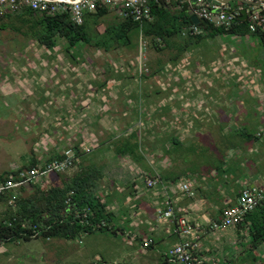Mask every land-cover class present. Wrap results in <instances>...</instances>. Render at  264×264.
Returning a JSON list of instances; mask_svg holds the SVG:
<instances>
[{"label": "crops", "instance_id": "0c3cea01", "mask_svg": "<svg viewBox=\"0 0 264 264\" xmlns=\"http://www.w3.org/2000/svg\"><path fill=\"white\" fill-rule=\"evenodd\" d=\"M231 3L223 6L225 10L237 8V5H235L234 8H231ZM168 5L174 12L180 10V6H177L175 1L168 3ZM245 5L248 8V5ZM110 9L109 15L101 19H93L90 21L92 17L88 16L89 18H87V22H89L87 24L90 29L95 32V35L102 36L107 27L123 22V18L125 17L120 14L121 5L116 8L112 5V8ZM26 15V11H23L15 15H10L6 17L7 19L4 18L5 20H0L1 25L7 27L5 29L0 28V30L7 32L5 33L8 35L7 40L11 42L8 47H12V44L17 40L20 41L21 38H24L25 42H23V46L18 47L17 44H14L16 46L14 50H22L25 52L30 51L32 55L38 57L42 55L43 57H46L47 62L49 63L47 64L49 70L46 71L51 72L53 79L48 83L46 93H39V98H41L44 103L48 102L52 105L57 99H59V102L63 105H70L69 108L59 109L58 112L53 111V118L59 121V124L61 121L63 122V126H61L59 130L62 131L60 132L62 135L61 137L70 145L68 149L60 150V152L52 154V156L55 155L58 157L51 156L50 158L57 159L62 157L64 153L69 154L70 152H74L73 156L76 158V164L74 166L79 167V170H81V168H83V170H88L94 167L103 169V187H99V195L104 199L111 197V200L113 201L117 198H124L128 201H133L132 203L138 202L139 205L138 207L132 208V214H129L131 220H133L132 216L137 220L136 228L140 232V234L135 237L139 244L138 252L140 254L136 259V263L132 264H165L167 262L166 253L178 242V237L173 233V223L170 221L161 222L157 218V209L162 206L163 203L162 191L160 189H154L151 190V193L148 195H142V197L138 199L139 197L137 196L139 193H137L138 195L135 193V191L138 190L136 187L137 176H142L144 181L145 176L147 175L145 174V169L141 175L139 171L136 173L129 171L128 173H120L119 170L113 177L108 171V169H120L119 167H124L125 162L130 161L129 159L131 155L129 153L124 154V150L127 149L128 146L123 144L127 142L129 137H131L133 134L132 131L135 132L133 127L139 118L138 101L140 98L138 97L139 91L136 88L141 87L143 90V116L145 121L143 135L147 134L146 130L149 134H154L157 132L156 127H158L159 130L156 133L157 135L164 134L167 137L171 135L177 136L179 142L182 143V148H180L178 155L176 156L179 167L182 163H186V155L188 153L191 152L197 154L196 150L191 148L190 145H194L197 141L200 142V140L197 139L198 137L208 136V134L214 129V126L210 124V120L220 118V116L223 115V113H221V115H212L213 112L209 103L205 98L200 97L203 93L208 95L207 89L212 86L211 81L213 76L209 75L211 73L210 71H212L211 69H215V72L218 74H223L219 68L227 66L228 73L238 71L242 74V79L246 78V73L250 72L252 69L254 70L255 62L253 59H255V56L252 48L257 46L259 40H256L254 38L255 36L252 34H221V36H208L200 41H189L187 39L189 37H184L182 33H180L175 38L169 40V42H164V38L160 36L147 37L149 46L148 51L146 52V63L150 72L144 75L142 82H140L138 77L139 47L141 38L140 28H138L137 32L138 48L135 51L136 58L133 75H119L117 71L122 65L118 64V62L121 58V54L125 51L122 50L123 46L104 50L96 49L94 47L86 49V45L80 44L82 47L80 50L79 48L68 50L66 48V40L64 38H58L57 45L52 49H49L42 43L38 42L35 36H32V38H25L28 33L33 35L34 33L41 31V25L43 24V18L40 14H34L30 18ZM179 36L181 37V40L179 39ZM207 38H210V40L213 41L220 40L221 42L218 43V47H211L212 45L214 46V43L211 45V41L206 40L205 42H209L207 45L210 44V47H206V50H194V45ZM156 39L160 40V44L156 43ZM28 40L31 41L30 44L26 43ZM156 47H162L164 50L176 49L178 50L177 54L182 50V56L178 59V68H176V76L174 77V90L178 93V96L167 97V99L161 98L162 94L160 93L162 92L163 87L160 85L156 90L161 97L155 101V106L152 107V98H150L152 92L147 91L146 86H149L150 81L152 83L155 82L158 85V81L160 80L159 84H161L162 79H167V76L169 75L166 74L165 68L161 67V65L151 71L152 68H150V66L152 63L149 62V58L154 52L164 51H161ZM214 48H217V50ZM214 51L217 57L220 58L219 60H214V58H212ZM66 52L69 53L68 55L79 53V57L83 58V60L81 61L78 56H74V65L63 64L62 56L67 55ZM100 56L107 60L104 65H97L96 62H94L97 61L98 59L96 58ZM257 58H260V60H258L259 62L263 61L264 50H262L261 56L259 55ZM59 60L61 63L57 62ZM52 65H58V67ZM70 68L75 69L74 72L78 73V77L72 79L75 75L70 76L71 78L68 77L69 75H64V80L60 81L58 73L68 72L70 71ZM115 69H117V71ZM217 69L219 70L217 71ZM218 85L220 88L225 87L224 82H219ZM182 88H185V90L182 91ZM35 95L37 94L35 93ZM72 105L75 106L73 107ZM57 113L62 114H60L61 116H58ZM170 115L172 116L170 117ZM172 117L173 120H178V122L176 123V121L171 120L170 118ZM224 117L225 116L223 115V118ZM153 118L160 119L161 123L163 120L167 121V119H169L170 123L167 122V129H160L162 125L153 123ZM201 119H206L208 122L201 123L200 121L198 124H194V120L199 121ZM242 119L244 120V117ZM245 120L249 121V118L247 117ZM221 126L223 127L224 125ZM221 126L220 128H222ZM243 127L242 134L246 135V131L249 127L248 122H244ZM263 127L264 126L261 125L260 130H258V136L261 133L264 134V131H262ZM228 128H230V124H228ZM59 131H56L55 133H58ZM219 131L225 132L226 130L222 129ZM193 135L196 137L192 138ZM157 140H160V138H157ZM144 143V145H146L145 149H149L147 143ZM162 143V148L160 149L162 153H164L163 147H165V145ZM150 151L153 153L152 151L154 150L151 149ZM120 152L122 153L120 154ZM206 152H210V149L206 148ZM151 153L149 154L151 155ZM43 160L44 159L34 158L31 165L33 162L35 164L39 162L43 163L41 162ZM133 161L136 162L134 159ZM133 161L130 163H133ZM130 163L125 164H128L129 169L131 170L132 165ZM146 164L148 169H151L150 167L155 165H149V163ZM31 165L28 167H32L34 164ZM158 166L163 168L159 164ZM228 170L229 169H223L219 170V172L217 171L216 174L215 172H212V174L211 171L208 170V167H204L203 164H200L198 169H194L192 166L181 168L180 172H178L181 176L178 179V182L186 180L193 182L196 195L190 198L184 193L174 189L171 190V195L176 201V207L178 208L179 214L187 216L188 218L207 226L210 223L222 219L223 211L236 204L239 194L244 187H251L253 185L263 186L264 170H257L253 175L250 174L249 182L245 183V186L240 190L236 199H234L232 203L227 205L221 200L214 202L211 197L213 196L212 193L214 191L212 193L210 192V189H212L210 185L211 182L209 183L210 176H213L214 178L215 176H219V173L224 176ZM151 171V173L156 172V170ZM245 173L248 174V172ZM72 175H74V173L69 174L68 177ZM49 176L50 178L55 177V179H59L57 181L53 180L55 184H51L50 186L54 187L62 184L60 174H49ZM221 178L220 182L223 180V177ZM39 182L40 181L33 185L22 187L19 191V197L24 198L25 196H23L22 193L28 191L27 189L29 187L34 188L33 191H30L31 193L29 195L33 194L36 187H39ZM122 183L135 185L136 188L131 189L129 186V192L121 193L123 188L121 189L120 186H123ZM109 184L110 186H107ZM111 185L115 189L110 188ZM248 225L249 224L244 222L243 224L231 226L224 230L207 231L202 239L204 255L208 258H214L217 261V264H264V244H260L257 247L252 246L250 226ZM112 227H114L116 232L118 230L124 231V228L121 226L113 225ZM53 239L54 238L51 240ZM147 239H153L154 243L148 248H143L142 243ZM19 242L20 241L5 243L10 244ZM166 242L170 245L169 249L166 252L164 250H159V246ZM153 249L158 250L155 252ZM10 251L11 250L9 249V252ZM9 252L5 249L4 255H8ZM96 259H94V261ZM102 259L106 262H117V260ZM94 261L92 264H94ZM54 263L58 264L57 261Z\"/></svg>", "mask_w": 264, "mask_h": 264}, {"label": "rangeland", "instance_id": "374dc122", "mask_svg": "<svg viewBox=\"0 0 264 264\" xmlns=\"http://www.w3.org/2000/svg\"><path fill=\"white\" fill-rule=\"evenodd\" d=\"M235 5L236 3L232 2L231 8H234ZM5 33L7 32L0 30V175L3 173L12 174L21 168H26L31 165L34 158L47 160L52 154L60 152V150H66L70 145L61 137L60 132L62 131H59L60 127L63 126V122L61 121L59 124V121L53 118V111L58 112L59 109L69 108L70 105L61 104L59 99L55 101L53 99L55 103L52 105L48 102L44 103L39 98V93H46L47 85L53 79L51 72L46 71L49 70L47 66L49 63L46 57L32 55L30 51L14 50L16 47L14 44H17L18 47L23 46L24 38H21L20 41L17 40L12 44V47H8L11 42L7 40L8 35ZM130 35L131 42L122 47V50L125 51L121 54L118 62L122 67L118 71L115 69L119 75H133V69L135 68V51L138 48L137 35L135 32L130 33ZM254 38L258 40L256 37ZM179 39L181 40L180 36ZM206 40L211 41V45L214 43V46L212 45L211 47H218V43L221 42L220 40L213 41L207 38L194 45V50H206V47H210V44L207 45L209 42H205ZM26 43L30 44L31 41L28 40ZM89 47L91 46L87 45L86 49H89ZM76 48L80 50L82 47L79 45ZM71 49L73 48L68 50ZM214 49L217 50V48ZM252 49L255 56V59H253L255 62L254 70L250 69L251 71L246 73V78L244 79H242V74L238 71L228 73L227 66L219 68L223 74H218L215 69H211L212 71H210L209 75L213 76L212 86L207 89L208 95L203 93L200 97L207 100L212 109V115H221L223 113L225 117L223 118V115H221L220 118L210 120V124L214 126V129L208 136L198 137L197 139L200 142L197 141L194 145H190L191 148L196 150L197 154L188 153L186 155V163H182L181 167H178V159L165 156L162 153L160 149L162 146L157 138H166L168 140V137L164 134L157 135L158 127H156L157 132L154 134H149L146 130L147 134L144 135L142 147L140 148V152L145 153L146 145H144V142H146L147 147L149 146V148L154 150L151 155L148 154L146 156L145 154V158H148L146 159L149 165H156L150 168L161 174L167 170L178 175L181 168L192 166V168L198 169L200 164L208 167V170L211 173L215 172V174L219 170L229 169L224 176L219 173V176L214 177L216 179L210 176L209 180L212 187L210 192L214 191L212 193L213 196H211L212 200L214 202L221 200L227 205L236 199L237 194L245 186V183L249 182L250 172L254 173L257 170H264V137L248 143L242 134L244 122H248L247 131L255 135L259 132L261 125L264 126V58L260 62L258 61L260 58H257V56H261L264 46L258 42L257 46ZM177 53L176 49H166L163 52H154L149 58V62L152 63V67L150 66L152 68L151 71L161 65V67L165 68L166 74H169L167 79H162L161 84H159L160 80L158 85L150 81L149 86H146V90L152 92V95H150L152 107L155 106V101L161 97L156 90L160 85L163 87L160 93L162 94L161 98L167 99V97L178 96V93L174 90V77L176 76V68H178L179 62L178 58H176ZM66 54L62 56L63 64L74 65L73 56H78L81 61L83 60V58L79 57V53L68 55L69 53L66 52ZM212 58L214 60L220 59L215 51ZM96 59L98 60L94 62L97 65H104L107 62L102 56ZM57 62L61 63L60 60ZM52 66L58 67V65ZM74 71V68H70L68 72H59L60 81L64 80V75H69V78L75 75L72 79L78 77V73ZM219 82H224L225 87L220 88ZM136 89L139 90L141 88L137 87ZM184 90L185 88H182V91ZM35 93L39 96L35 95ZM72 106L74 107L75 105ZM57 114L61 116L60 114L62 113ZM243 117L244 120L242 119ZM247 117L249 121L245 120ZM170 119L173 120V117ZM153 120V123L162 125L160 129L163 128L164 130L167 129V122L170 123L169 119L167 121L163 120L162 123L164 124L161 123L160 119L153 118ZM173 121L178 122V120ZM200 121L201 123L208 122L206 119H201L199 121L194 120V124L196 125ZM228 124H230V128H228ZM221 125L224 126L222 127ZM222 129L227 132H223L224 130L219 131ZM56 131L59 132L55 133ZM262 131H264V127ZM194 137L196 136L193 135L192 138ZM169 142H171V139ZM234 143L236 144L234 148L229 147ZM206 148L210 149V152H206ZM44 160L41 162H44ZM129 160L125 163L133 161L131 157ZM125 163L124 167H119L120 169H108L110 175L112 177L115 176L119 170L120 173H128V171L136 173L139 171L141 175L144 169L148 170L142 164L134 161L130 163L132 165L130 170L128 164ZM158 164L163 168H160ZM77 168V166H74L65 174H73L77 171ZM101 170L102 172L104 171L103 169ZM245 172H248V174ZM221 177H223L222 182H220ZM53 180L57 181L59 179L50 178L48 175L39 182V187L46 190L51 184H55ZM129 186L131 185L128 183L120 186L121 189L123 188L121 193L129 192ZM132 187L133 189L137 187L138 190L135 193H139V195L137 194L138 199L142 195L151 193V190L144 185L142 176H137L136 187L135 185ZM33 189L29 187L28 191L23 192L22 195H29ZM132 202L124 198H117L110 203L113 212L110 224L121 226L124 231L81 232L79 236L74 238L55 237L51 241H48L44 236H40L31 240H21L19 243H3L0 244V264H55V261L58 264H92L94 259L98 257L105 260H117L121 264L136 263L140 253L138 252L139 244L135 237L140 232L136 228L137 220L133 216V220H131L129 214H132V208L139 205L138 202ZM10 211L8 202L0 199V219L6 217ZM128 233L131 236H127ZM169 246L167 242L163 243L159 246V250L166 252ZM5 249L8 252L9 249L11 250L9 254L7 253L8 255H4ZM153 250L157 252L158 249Z\"/></svg>", "mask_w": 264, "mask_h": 264}, {"label": "trees", "instance_id": "16d2710c", "mask_svg": "<svg viewBox=\"0 0 264 264\" xmlns=\"http://www.w3.org/2000/svg\"><path fill=\"white\" fill-rule=\"evenodd\" d=\"M235 3L237 7L246 6L240 2ZM150 4L152 7L153 19L144 22L142 26L143 34L146 39L147 37L160 36L164 38V42H169V40L182 33L184 29L190 28L193 25L189 14L191 11L189 5H181L180 3H177V6H180V10L174 12L170 9L167 3L158 4L154 0H151ZM120 5L121 4H116L115 8ZM110 8H112V5H106L100 2L95 12H88L85 15V23L82 26L73 23L70 15L67 13L46 15L34 12L31 9H25L24 12L26 11V16L28 18L34 14H40L43 18L41 31L34 33L33 35L28 33L25 38H32V36H35L38 42L42 43L49 49H52L57 45L58 38H64L66 40L67 49L76 48L80 44L86 46L90 45L96 49L104 50H109L118 46H126L131 42L130 33L135 32L137 35L138 28H141V23L135 21L134 18H123L122 23L107 27L102 36L95 35V32L92 31L87 24L89 22H87V18H89L88 16L92 17L90 21L107 17L110 13ZM260 14L264 15V10ZM199 26L202 27L206 33L198 37H189L187 38L189 41H200L205 37H214L221 34H252L264 46V26H259L256 31H251L248 19L246 21L238 19V21L229 29L226 27H216L205 21H201ZM0 28L5 29L7 27L0 24ZM156 48H159L161 51L164 50L162 47ZM181 54L182 50L177 54L176 58L179 59L182 56ZM243 137H245L248 142H254L263 138V134L261 133L258 136L246 131V135L243 134ZM170 139L171 142H169ZM159 142H163L162 144L165 145V147H163V154L176 159L178 151L182 148V143L179 142L178 137L171 135L168 136V140L166 138L165 140L160 139ZM123 145L128 146V148L124 150V154L129 153L136 162L142 164L144 168H147L146 163H148V158H145V154L147 156L151 153V149L148 147L150 150L146 149L145 153L143 151V153L140 152L142 141L138 131H135ZM235 145L236 144L234 143L229 147L234 148ZM121 153L122 152H120V154ZM67 156L68 153H64L62 157L57 159L65 158ZM52 157L58 156L54 155ZM52 159L54 158H49L44 162ZM33 164L36 165L34 162L32 165ZM79 169L80 168L78 167L74 175L69 177L65 173L60 174L62 184L59 186H50L46 190L36 187L33 194L27 195L24 198H19L18 210L13 211L10 209L11 211L7 216L0 219V243L33 239L31 235L33 234V229L29 228L30 225H36L39 229L38 235L35 238L44 236L46 239L47 237L51 239L55 237L69 239L79 236L81 232H116L114 227L110 230L100 226L102 220L111 223L110 220L113 217V212L110 208V203H112L113 200H111V197L104 199L99 195L98 191L99 187H103L102 170L96 167L88 170H83V168H81V170ZM151 170L152 169L146 170L145 174H150L152 172ZM16 172H13V174ZM254 173L250 174L253 175ZM10 174L11 173L0 175V183L8 179ZM161 175L168 183H175L181 177L179 173L177 175L167 170ZM107 186H110V184ZM132 186L133 185L130 186L131 189H133ZM110 188L115 189L113 186ZM0 199L8 202V195H0ZM87 208H90L92 212V216L90 217L91 222L93 223L92 227H87L82 224L81 221L74 218L75 214ZM14 218H16V221L13 222L12 226H8L6 221L12 222ZM246 224H249L248 226H250L252 246L257 247L260 244H264V202L255 211L248 215L246 218Z\"/></svg>", "mask_w": 264, "mask_h": 264}, {"label": "built area", "instance_id": "2783aa9c", "mask_svg": "<svg viewBox=\"0 0 264 264\" xmlns=\"http://www.w3.org/2000/svg\"><path fill=\"white\" fill-rule=\"evenodd\" d=\"M158 4L170 3L175 1L181 5H189L194 14L201 21H205L216 27L231 28L242 16V10L246 6H239L236 9H230L229 12H218L219 6L209 3L207 0H154ZM106 5L121 4L120 14L123 17L134 18L141 23V38L139 49V81L142 82L144 75L148 74L149 68L146 63V52L149 42L143 34V23L153 19L151 0H0V19L23 12L25 9H31L34 12L46 15H59L67 13L71 20L78 26L85 23V15L88 12H95L99 3ZM256 9L255 7L252 8ZM261 12H255L248 17L251 31H256L259 26H264V15ZM205 30L199 25L193 24L190 28L182 32L184 37H198L204 35ZM160 44V40L156 39ZM141 88V87H140ZM138 109L139 118L136 121L133 130H138L140 139L144 138V116H143V95L142 88L138 90ZM264 137V135H263ZM76 163L75 156H67L61 159H52L43 163H37L32 167L21 168L15 174H10L9 178L0 183V195H8V205L11 210H18L19 191L22 187L30 186L43 180L49 174H61L71 169ZM144 184L147 189H160L163 194L162 206L157 209V218L159 221H170L174 224L173 233L178 237V242L172 246L166 253L167 262L165 264H217L214 258H208L203 253L202 239L204 234L211 230H224L231 226L240 225L246 222L250 213L255 211L264 202V186L253 185L246 186L241 190L238 200L234 206L228 207L223 211L222 219L204 225L194 221L187 216L181 215L176 207V201L171 195V190H176L192 198L196 195L193 182L177 181L175 183L166 182L159 172H154L145 176ZM92 212L90 208L79 211L74 218L81 221L85 226H93L90 217ZM13 221H6L8 226H12ZM101 227L112 229V225L106 220H102ZM33 229L32 237L38 235V227L30 225ZM127 236H131L130 233ZM47 240L51 238L47 237ZM154 243L153 239H147L142 243L143 248H148ZM94 264H121L119 262H106L97 258Z\"/></svg>", "mask_w": 264, "mask_h": 264}, {"label": "water", "instance_id": "95a60500", "mask_svg": "<svg viewBox=\"0 0 264 264\" xmlns=\"http://www.w3.org/2000/svg\"><path fill=\"white\" fill-rule=\"evenodd\" d=\"M120 1V0H117ZM209 3L215 4L219 6L218 12L222 11V7L224 5L230 4L231 2L238 1L241 3H245L248 5V8L246 7L245 9L242 10V16L240 17L241 21H246L249 16H251L255 12H262L264 10V0H207ZM196 2V0H194ZM253 7H257L256 9H253ZM229 12V10H225ZM191 19L193 24L199 25L200 19L198 18L197 15L194 14L193 10L190 11ZM69 156H73L74 152H70L68 154Z\"/></svg>", "mask_w": 264, "mask_h": 264}, {"label": "flooded vegetation", "instance_id": "af4514ba", "mask_svg": "<svg viewBox=\"0 0 264 264\" xmlns=\"http://www.w3.org/2000/svg\"><path fill=\"white\" fill-rule=\"evenodd\" d=\"M264 178V177H263ZM262 185L264 186V179H263V183H262Z\"/></svg>", "mask_w": 264, "mask_h": 264}]
</instances>
